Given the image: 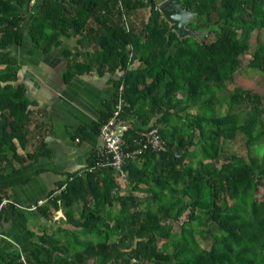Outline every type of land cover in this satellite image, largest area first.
<instances>
[{"label":"trees","instance_id":"obj_1","mask_svg":"<svg viewBox=\"0 0 264 264\" xmlns=\"http://www.w3.org/2000/svg\"><path fill=\"white\" fill-rule=\"evenodd\" d=\"M30 1L0 0V170L24 161L15 141L24 149L29 142L33 102L11 54L26 35L44 55L63 39L75 41L85 62L69 65L65 80L93 65L118 74L115 99L122 86L125 118L158 128L167 147L127 160L124 187L109 167L76 172L33 210L5 206L2 225L13 222L24 243L0 264H18L21 253L29 264H264V199L255 197L264 184L262 98L235 86L227 111L214 108L217 92L234 84L252 33L264 29V0H179L193 14L186 28L196 33L184 38L169 30L159 0ZM248 67L264 74V43ZM137 131L131 127L127 138ZM239 133L247 161L225 155ZM43 153L37 147L27 155L35 161ZM7 196L0 183V202ZM27 211L47 220L61 211L63 219L52 231H33L19 221ZM32 246L45 256H33Z\"/></svg>","mask_w":264,"mask_h":264},{"label":"crops","instance_id":"obj_2","mask_svg":"<svg viewBox=\"0 0 264 264\" xmlns=\"http://www.w3.org/2000/svg\"><path fill=\"white\" fill-rule=\"evenodd\" d=\"M75 46L74 40L63 39L50 55H44L26 35L20 46L11 49L18 63V82L33 105L26 149L15 141L24 161L3 163L0 183L7 188L6 198L23 208L44 202L69 175L93 165L101 145L99 126L114 107L118 74H101L93 65L87 72L64 79L69 65L85 62L83 55L77 56ZM64 50L71 51L68 57ZM127 120L137 130L147 128L139 119L128 116ZM37 147L44 153L33 161L27 154ZM58 214L60 221L63 214ZM19 221L33 231H49L48 220L35 211L24 212ZM2 229L13 243H24L13 222L3 223ZM12 242L0 239V256L14 247Z\"/></svg>","mask_w":264,"mask_h":264},{"label":"built area","instance_id":"obj_3","mask_svg":"<svg viewBox=\"0 0 264 264\" xmlns=\"http://www.w3.org/2000/svg\"><path fill=\"white\" fill-rule=\"evenodd\" d=\"M34 2L35 0H31L30 4L32 5ZM122 88L123 87L120 86L118 89L114 107L110 115L99 127L101 145L97 148L95 154L96 160L92 166L81 173L93 172L109 167L114 170L119 182H126L127 173L124 166L127 160L136 158L146 151H164L167 147V141L161 137L156 127L139 130L134 137L130 139L127 138V133L130 131L131 125L123 113L124 101L122 97ZM11 204L17 208L23 209V207L12 202L10 199L3 198L0 202V212L5 206ZM38 204H43V201H40ZM33 209L34 208H30L27 210ZM1 230L2 219L0 214V239L12 242ZM13 244L19 247L16 243ZM18 264H29L22 253L20 254Z\"/></svg>","mask_w":264,"mask_h":264},{"label":"rangeland","instance_id":"obj_4","mask_svg":"<svg viewBox=\"0 0 264 264\" xmlns=\"http://www.w3.org/2000/svg\"><path fill=\"white\" fill-rule=\"evenodd\" d=\"M144 16H147V13H143ZM215 39L214 35H210L207 38H205L206 41L210 42ZM259 42L264 43V29L261 31H255L252 33L250 38V50L249 52L242 57V68L239 70V72L236 74L235 82L233 85H229L226 90L217 92L216 96L217 98H220L221 101H217L215 103V110L218 114H224L228 109V102H227V96L228 94L233 90L235 86H238L242 89H246L251 91L254 94H258L262 98V108L264 111V74L255 70H252L248 67V61L251 58L252 51L256 48ZM194 112V110H191ZM246 139L243 134L239 133L235 140L226 143L225 145V155L229 157L232 154H235L239 157L244 158L246 161L248 160V156L251 155L250 152H248L246 148ZM121 186L124 187L125 182H120ZM137 198L140 201H144L146 199L145 193L138 192ZM255 197L257 200H263L264 199V184L259 186ZM59 212V211H58ZM55 213L53 218L51 220H48L49 231L54 230L57 227V224L59 223V214ZM172 232H179L181 227V222H174L172 225ZM39 232V231H38ZM197 239L201 243L202 246H205V242L198 236ZM33 248V256L37 258H43L45 255L44 253L37 248L36 246H32ZM86 264H93L92 261L87 262Z\"/></svg>","mask_w":264,"mask_h":264},{"label":"water","instance_id":"obj_5","mask_svg":"<svg viewBox=\"0 0 264 264\" xmlns=\"http://www.w3.org/2000/svg\"><path fill=\"white\" fill-rule=\"evenodd\" d=\"M158 10L164 15L169 23L170 31H174L180 38L195 36L193 30L186 28V24L193 17V14L185 10L179 0H159Z\"/></svg>","mask_w":264,"mask_h":264}]
</instances>
